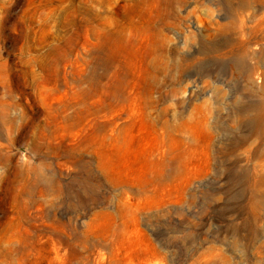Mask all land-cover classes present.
<instances>
[{"label":"rangeland","instance_id":"1","mask_svg":"<svg viewBox=\"0 0 264 264\" xmlns=\"http://www.w3.org/2000/svg\"><path fill=\"white\" fill-rule=\"evenodd\" d=\"M0 264H264V0H0Z\"/></svg>","mask_w":264,"mask_h":264},{"label":"bare ground","instance_id":"2","mask_svg":"<svg viewBox=\"0 0 264 264\" xmlns=\"http://www.w3.org/2000/svg\"><path fill=\"white\" fill-rule=\"evenodd\" d=\"M248 2H250V1H248Z\"/></svg>","mask_w":264,"mask_h":264}]
</instances>
